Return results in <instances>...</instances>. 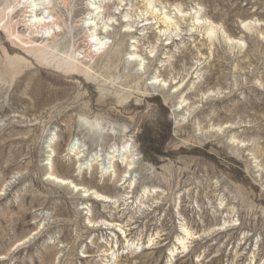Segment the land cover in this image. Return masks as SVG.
<instances>
[{
    "label": "rangeland",
    "instance_id": "obj_1",
    "mask_svg": "<svg viewBox=\"0 0 264 264\" xmlns=\"http://www.w3.org/2000/svg\"><path fill=\"white\" fill-rule=\"evenodd\" d=\"M151 2L219 29L210 42L189 23L160 31L143 25L156 21L146 0H104L97 56L83 9L64 11L53 45L92 68L76 78L56 59L5 66L2 45L29 32L19 16L13 35L0 31V264H264V0ZM71 139L104 174L95 161L77 170ZM181 227L192 234L184 251Z\"/></svg>",
    "mask_w": 264,
    "mask_h": 264
},
{
    "label": "bare ground",
    "instance_id": "obj_2",
    "mask_svg": "<svg viewBox=\"0 0 264 264\" xmlns=\"http://www.w3.org/2000/svg\"><path fill=\"white\" fill-rule=\"evenodd\" d=\"M8 1L6 2V7H5L6 10L5 11L0 10V24H1L0 31H5L7 32V34L11 33V35H13L14 33L10 31L14 29L13 25L18 24L17 20L15 22L14 20L17 16H19L20 18H22L21 27L26 28V30L29 32V36L26 37V39H24L23 38L24 36L22 35V33L17 31L16 29L17 33L15 36L17 39V43L14 41L13 43L17 45V48L12 49V47L2 45V50L4 53V57L6 59L5 66L9 67V66L14 65L15 67H17L16 65L18 63L27 62L31 58L36 60V62H38L39 64L50 65L51 60L56 59V64H55L56 69L61 70L63 73H66L69 75L73 74V77L75 78L82 74L84 75L88 74L89 71H92V68L90 65L83 64V62L79 58L75 57L73 54H70L64 51L63 50L65 49L64 46L63 48L58 49L53 45L54 40L63 33V30L61 29L59 25V20H60V17H62L61 15L63 14V12L67 11L68 15L72 17L79 11L80 8L83 9L84 11L83 19L85 21L84 26L81 30L87 31L86 33H89V35L88 34L87 35H88V44L90 45V49H89L90 53L98 56L106 52L107 50L106 40L104 38L97 37L98 36L97 31H101V29L98 30L97 28L98 23L95 21V18L98 17L99 13L102 11L100 4H103L104 0H14V1L12 0L13 3L8 2ZM151 1L152 0H146L145 10L148 13H150L151 19H153L154 21L156 20V21L150 22L147 18L145 19L146 22L143 24L144 26L151 25V24H159L158 25L159 29L160 27H172V28L177 29L181 27L182 24L187 25L189 23L190 24L189 26H191V29H190L191 33H194L195 29L197 28L203 29L202 36L207 38L209 42L213 39L212 37H214L215 31L219 29V27L216 24H214L207 18H202V16L200 15L198 11H190L189 13H187V12L182 11L180 8H178L176 9L177 12L174 13L175 15L172 18L169 12L161 11L160 8L155 9L156 5H150L152 3ZM80 4H81V7H78ZM19 27L20 25L18 26V28ZM54 27L58 29L54 30ZM106 30L107 28H105L102 31L105 32ZM102 31L101 33H103ZM225 38L228 43L232 44L234 42L233 38H230L228 36H226ZM10 51L17 53L16 57L15 58L13 57L14 58L13 61L17 62L16 64L14 63L12 64L13 62L12 59L10 60L8 58V54L10 53ZM53 51H57L58 55H56ZM136 58L137 57H134V59ZM14 70L16 71L15 68ZM25 77H27V73H25L22 76V78H25ZM33 78L34 76L32 77V79ZM31 81L33 83L32 87L37 88V89L40 87L38 84V79H35L34 82L33 80ZM80 121L86 123L85 119H80ZM68 155L75 157L76 164H77L76 166L77 170L81 169V167L86 165L87 163L95 161V162H99V168L101 170V173L104 174L103 172L104 162H101L102 159L100 160L97 157L98 154H95V153L92 154L91 152L86 153L82 149V146L78 144L77 142H75L74 139H71L68 142ZM110 159H113V158L109 157V161ZM125 164H126L125 168L127 170L125 172L126 173L125 176H128L127 174L129 173V170L132 168L133 162L128 161ZM89 166L90 164L88 165V167ZM50 175H51L50 176L51 179H53L55 182L62 184V185H67L70 189H72L75 192H78V193L80 192L81 196L84 198L91 197L92 199L96 201H103V202L110 201L108 197L98 193L94 189H88V188H85L84 186L78 185L77 183H74L69 178L68 179L61 178L53 174H50ZM99 223L89 221L88 225L90 227H95V226H98ZM102 223L110 227L112 226V224L107 223V222H102ZM181 230L184 234H183V237L177 238V244L179 245V247L177 248L181 247L182 251H184L187 248L186 240L190 238L192 234L184 227H181ZM120 231L122 233V236L124 238H127L126 232L121 229ZM126 244L130 247L134 243H130V241L127 239ZM177 248L173 247V249L169 250L170 257H173L174 252L177 250ZM114 254H115L114 250H111L110 253L106 254V256L113 257ZM105 264H109V261H107V263Z\"/></svg>",
    "mask_w": 264,
    "mask_h": 264
},
{
    "label": "water",
    "instance_id": "obj_3",
    "mask_svg": "<svg viewBox=\"0 0 264 264\" xmlns=\"http://www.w3.org/2000/svg\"><path fill=\"white\" fill-rule=\"evenodd\" d=\"M91 159V158H90Z\"/></svg>",
    "mask_w": 264,
    "mask_h": 264
}]
</instances>
